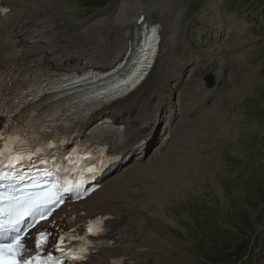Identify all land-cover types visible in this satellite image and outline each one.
<instances>
[{
    "label": "rangeland",
    "instance_id": "rangeland-1",
    "mask_svg": "<svg viewBox=\"0 0 264 264\" xmlns=\"http://www.w3.org/2000/svg\"><path fill=\"white\" fill-rule=\"evenodd\" d=\"M57 1L53 21L70 39L81 28L98 26L104 16L115 14L123 0ZM172 7L175 15L184 14L183 23L180 27L178 18L177 34L172 33L161 55L164 63L186 67L177 79L173 71L166 81L161 115L166 121L170 114L180 116L188 104L185 136L193 134L198 120L207 123L214 140L201 133L197 145L190 144L194 160L202 158L199 143L209 138L212 149L204 152L200 164L190 165L188 175L183 173L182 186L179 180L175 183L178 198L170 199L165 212L172 231L163 233L169 249L163 260L154 252L148 263L264 264V0H163L160 8L170 23L175 18ZM219 15L230 23H225V32L218 33ZM39 16L47 18L43 12ZM106 30L102 33L113 52L125 45L119 42L120 32L131 36L123 28ZM95 42L94 36L90 43ZM168 49L174 50L172 56L165 53ZM209 74L215 78L212 88L205 84ZM201 106L202 111L193 110Z\"/></svg>",
    "mask_w": 264,
    "mask_h": 264
},
{
    "label": "bare ground",
    "instance_id": "bare-ground-1",
    "mask_svg": "<svg viewBox=\"0 0 264 264\" xmlns=\"http://www.w3.org/2000/svg\"><path fill=\"white\" fill-rule=\"evenodd\" d=\"M147 1L123 0L115 14L104 16L98 26L90 24L81 28L78 36H71L68 39L65 35L66 31L61 34L60 28L53 21L52 13L59 7L57 0H46L43 4L33 0H0L1 4L10 8V12L0 18V40L11 39L19 47L20 61L25 65L42 63L41 68L51 78V88L57 87V79L55 80L52 75L58 77V82L63 87L68 83L64 77L71 73H84L88 70L107 71L121 62L124 54L126 55L131 50L134 52L142 29L139 20ZM162 1L158 0L159 10L152 16V21L161 25V49L170 45L172 33L177 34L178 18L181 27L184 16V14L175 15L176 9L172 7V14L175 15V18L170 23L167 13L160 8ZM42 12L47 18H40L39 15ZM219 17L221 22L217 24L218 33L225 32L224 25L228 21L223 19L225 15L224 17L219 15ZM109 26L119 28V32L121 28L125 29L126 33L131 32V36L125 37L123 33H119L121 35L119 42H126L117 52H113L110 40L106 39L102 33L104 29L108 30ZM94 36L96 42L91 44L90 40ZM176 47L177 45L174 49ZM161 49L152 71L135 92L123 101L112 104L95 115L90 116L86 111L78 119L77 125H81L78 131L80 136H84L97 120L103 118L111 119L114 125H122L128 141L119 151L126 156L133 155L135 147L141 142L156 137L155 135L163 127L162 137L167 134L170 137L167 141H161L156 153L149 154L147 160L144 155L140 160H137L138 162L130 159L128 162L120 164L117 171L114 174L111 173L110 177L104 180L103 189L92 196L91 202L87 201L75 206L71 216L63 221V224L72 228L95 216L110 217L109 227L114 243L111 247L102 249L92 264H116L119 258H124L122 264H149L147 258L154 252L163 260L166 256L165 248L169 249L163 239V233L167 231L166 228L172 231L169 226L171 221L168 220L165 212L166 207L173 201L170 199L178 198V186H175V183L178 184L179 180V186H182L185 182L183 173L188 175L190 165L195 161L200 164L205 159L204 152L212 149L208 142H212L214 136L209 135L208 132L211 130H208L205 121L199 123L197 120V123L194 124L193 134L190 137L185 136L186 126L183 121L188 118V113H191V109L187 108L190 105H185L179 112L180 116L170 114L167 121L163 119L161 115L163 87L171 76V72L174 71L173 77L177 79L186 65L182 63L174 65V61L164 63ZM173 52V49L165 51L168 56H172ZM14 75L16 76V73ZM21 76L27 77L26 72L22 70ZM218 80L217 77L216 84ZM20 83L23 87L35 88L34 92L42 96V90L32 81L23 78ZM53 97L48 96L40 102L45 108H48L52 104L45 100ZM66 101V99L62 100V107L65 106ZM69 101L75 106L90 110L87 98L84 96H76L70 98ZM185 109L186 111H184ZM193 110L202 111V106ZM68 113L69 108L65 115ZM63 114L64 110L58 107L48 111V115L53 120ZM195 114L193 113L191 116ZM2 122L1 120L0 125ZM198 128L199 134L197 133ZM201 133H207V137L209 135L210 139L208 138L209 141L206 139L205 144H198L203 150L202 158L194 160L192 159V148L189 146L190 144L197 145L196 142L200 141L203 136ZM175 136L177 138L173 140ZM203 163L205 164V162ZM203 168L205 169L204 166ZM134 187L137 189H133ZM172 241V239L169 240V242Z\"/></svg>",
    "mask_w": 264,
    "mask_h": 264
},
{
    "label": "snow or ice",
    "instance_id": "snow-or-ice-1",
    "mask_svg": "<svg viewBox=\"0 0 264 264\" xmlns=\"http://www.w3.org/2000/svg\"><path fill=\"white\" fill-rule=\"evenodd\" d=\"M152 32L155 38L156 29L153 28ZM142 75L139 72L134 73L121 83L135 86ZM103 95L102 92L96 93L97 97ZM0 141L4 142L0 148V264H33V261L38 264L37 257L20 259L24 251V237L20 235L21 226L25 225L29 218L35 220L50 214L51 206L62 202V193L70 189L67 186L62 187L58 175L47 168H37L34 173L24 171L25 165L35 166L34 157L44 152V147L26 145L19 136L5 138L0 134ZM51 146L46 145L49 148ZM91 230L90 227L89 231ZM46 242L47 234L40 232L37 237V249ZM72 258L81 257L73 255ZM45 264L61 262L49 256Z\"/></svg>",
    "mask_w": 264,
    "mask_h": 264
},
{
    "label": "water",
    "instance_id": "water-1",
    "mask_svg": "<svg viewBox=\"0 0 264 264\" xmlns=\"http://www.w3.org/2000/svg\"><path fill=\"white\" fill-rule=\"evenodd\" d=\"M155 9V4L154 3H147L144 7H143V11H142V20H144L145 18L150 20L152 19V14L154 12ZM205 83L207 88H212L213 86H215V78L212 75H209L205 78Z\"/></svg>",
    "mask_w": 264,
    "mask_h": 264
}]
</instances>
